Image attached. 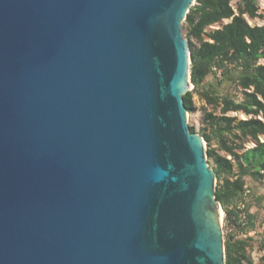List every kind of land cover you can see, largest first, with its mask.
<instances>
[{"label": "water", "instance_id": "1", "mask_svg": "<svg viewBox=\"0 0 264 264\" xmlns=\"http://www.w3.org/2000/svg\"><path fill=\"white\" fill-rule=\"evenodd\" d=\"M195 4L0 0V264H224Z\"/></svg>", "mask_w": 264, "mask_h": 264}, {"label": "trees", "instance_id": "2", "mask_svg": "<svg viewBox=\"0 0 264 264\" xmlns=\"http://www.w3.org/2000/svg\"><path fill=\"white\" fill-rule=\"evenodd\" d=\"M235 9L232 0H196L189 9L183 27L193 88L183 94L182 100L189 114L197 112L194 95L212 109L203 106L202 127L197 131L189 125V130L206 142L208 164L216 178L215 198L231 228L224 240V264H253L249 249L254 239L249 234L256 228L255 215L242 200L247 190L245 178L264 180V141H260V137L264 139V25L252 26L245 18H261L257 0H239ZM224 20L230 21L206 31ZM217 72L224 77L235 75L233 84L240 89V98L219 93L207 81ZM223 83L218 81L219 85ZM228 113H241L245 118ZM247 141L255 146L245 150ZM258 244L263 253L260 264H264V233Z\"/></svg>", "mask_w": 264, "mask_h": 264}, {"label": "rangeland", "instance_id": "3", "mask_svg": "<svg viewBox=\"0 0 264 264\" xmlns=\"http://www.w3.org/2000/svg\"><path fill=\"white\" fill-rule=\"evenodd\" d=\"M239 0H232V6L234 10H236V4ZM258 7H259V13L261 14V18L256 19H249L247 16L245 18L247 19L248 23L252 26L255 25H264V0H257ZM228 20L222 21L220 24H215L209 28L206 29L207 32L211 30H215L221 27V25L226 24ZM182 35L183 38L186 40L187 44V37H186V31L183 27V23L181 25ZM261 63H264V61H261ZM235 79L234 74H228L227 76H222L219 72L216 74H212L208 77L207 81L211 82L212 85L216 86L218 89V92L221 94H229L233 96L235 99L240 98V89L236 87L233 84V80ZM223 80L224 83L222 85L218 84V81ZM191 90V89H189ZM194 102L197 106V112L194 114L187 115V122L189 125H194L196 130L198 131L202 127L201 123V117H202V107L204 106L208 111H211V107L208 105H205V103L198 98V96L194 95ZM217 115L219 114L218 111L215 112ZM230 116H237L239 119H244L245 116L241 113H228ZM198 134V133H196ZM199 135V134H198ZM260 141L263 142L264 139L260 137ZM255 146V143L252 141L245 142L244 148L245 150L250 149ZM221 154L225 155L223 152H220ZM228 158L230 156L227 155ZM246 181V192L243 196L242 203L248 204V211L250 214L255 215V231L251 232L249 236L253 237L254 241L252 244V248L249 249V254L252 257L253 264H260V258L263 255V253L259 250V244L258 242L263 239V233H264V180L255 182L251 180L250 178H245ZM239 208L243 210L244 206L240 205ZM221 228L223 237L225 240V235L230 232L231 228L226 224L225 220V214L223 213V219L221 222Z\"/></svg>", "mask_w": 264, "mask_h": 264}, {"label": "bare ground", "instance_id": "4", "mask_svg": "<svg viewBox=\"0 0 264 264\" xmlns=\"http://www.w3.org/2000/svg\"><path fill=\"white\" fill-rule=\"evenodd\" d=\"M188 88H189V89H191V88H192V86H191V85H189V86H188ZM222 219H223V210H221V221H220V225H221Z\"/></svg>", "mask_w": 264, "mask_h": 264}, {"label": "crops", "instance_id": "5", "mask_svg": "<svg viewBox=\"0 0 264 264\" xmlns=\"http://www.w3.org/2000/svg\"><path fill=\"white\" fill-rule=\"evenodd\" d=\"M229 22V21H228ZM228 22H226V23H228Z\"/></svg>", "mask_w": 264, "mask_h": 264}]
</instances>
